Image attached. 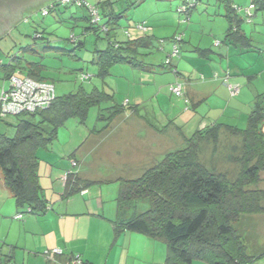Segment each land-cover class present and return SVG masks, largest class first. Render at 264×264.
<instances>
[{
    "label": "rangeland",
    "instance_id": "1",
    "mask_svg": "<svg viewBox=\"0 0 264 264\" xmlns=\"http://www.w3.org/2000/svg\"><path fill=\"white\" fill-rule=\"evenodd\" d=\"M50 1L0 0V61L7 63L11 55H16L20 57L22 65L26 62H39L42 64L40 75L53 84L55 94L58 96L75 91L79 86L87 90L96 86L112 94L113 100L91 107L83 124L71 118L57 128L52 143L47 148L37 150L38 174L42 175L41 178L44 177L46 168L61 159L58 157L59 151L73 150L76 152L75 148L83 141L84 144L75 155L76 165L73 166L71 161L69 164V168L75 173L89 175L92 179L135 178L140 175L141 169L144 170L158 162L168 151L185 146V142L181 143V138L191 137L192 133L198 130L196 121L200 119L219 117V122L228 124L235 122L238 123L236 124L239 125L238 127L245 126L243 120L242 122H239V119L231 120L232 115L238 118L243 114V110L241 111L240 108V111L226 109L229 101L238 94L230 96L227 92L228 95L224 94L221 97L222 104L211 101L213 97L207 101L202 100L195 103V98L191 96L197 87L200 88V84L208 80H218L219 84H223L220 78H213V75L217 73L224 76L228 72L224 71L226 68L221 69L225 67V64L219 67L218 61H226L225 46H229L223 43L228 22L223 16L225 9L221 0H186L185 9L195 5L188 13L185 9L178 11V8L183 6L184 0H141L134 7L126 9L124 16L118 20V27L112 32L114 36L110 39H125L127 38L125 32L134 37L139 34L134 27L136 23L145 22L149 27L147 35L151 36L152 41L148 48L140 50L142 55L138 56V59L145 62V65L143 63L139 65L124 62L113 63L102 78L97 76V66L91 61L94 47L99 49L105 47L107 40L97 38L92 32L82 34L85 27L89 25L88 21L82 19L87 14L83 7L57 5L48 15L41 17L40 7ZM85 1L93 4L98 0ZM235 3L240 5L237 14L244 19L242 28L246 35L254 41L260 38L264 40V11L252 9V14H250L252 16L248 19L244 8L249 6L250 0L244 2L235 0ZM37 32L42 35V38L33 37ZM214 39L221 41V45L216 46ZM80 41L82 45L78 44ZM174 43L179 49L178 55H171ZM195 45H199L200 48H210L209 58L198 57L196 55L198 51H192ZM250 48L255 51L252 54H263L261 56H264L263 50L261 53L257 51L262 48L258 43L253 42ZM250 52L242 55L248 56ZM237 56L240 58V55ZM178 58L183 60L180 66L176 64ZM166 59H169L171 66L163 65ZM211 59L215 60L212 62ZM195 60H200V62L202 60L206 66L217 68L219 73L211 69H208L210 74L198 70L202 66L198 67ZM255 63L259 64L260 61ZM1 72L2 70H0V89L3 85L7 86V82L1 78ZM81 73L87 74L90 78L80 81ZM25 74L24 70V73L19 75L24 76ZM258 83L264 86V76L258 78ZM177 84L182 86L184 94L185 88H188L190 100L186 96L185 98L176 96L171 92L170 87ZM112 104L122 105L123 112L115 116L112 123L110 122L107 126L111 128L103 132L107 128H105L107 120L104 117L108 115L107 108ZM131 112L135 113V116L132 115V118L127 119ZM189 114L192 116L186 119L185 116ZM37 119H39L38 116L35 117V120ZM16 121L15 116L6 117L0 121V131L12 136L14 134L13 125ZM149 121L163 130L169 127L166 130L167 133H162V136L156 132L148 134L145 124ZM127 128L134 130H130L129 135H125L129 137L124 140L122 136L128 132ZM129 139L132 143L145 145L144 148L150 147L152 150L151 157L143 160L145 162L143 167L133 166L134 164L123 165L114 157L109 159L107 151L109 146L106 143L109 141V144L115 143L124 148ZM136 139L139 140L138 143ZM235 144H239L238 138L220 132L217 142L209 139L200 143V158L209 168L224 172L229 179H233L239 171V166L229 161L228 158L230 155H239V149H231V146ZM85 148L91 149V155H84L88 159L83 161L81 150ZM98 152L100 155L106 154L109 160H102V157L96 158ZM126 155L124 159L128 158L127 153ZM0 179H2L1 173ZM44 179L43 182L49 180V178ZM64 179L66 180V177ZM116 181L101 185L105 196H108L107 202L117 195L118 183ZM113 186H115L113 196L109 197ZM257 186L264 189V172H260ZM90 189L93 193H97L98 184L92 183ZM7 190L9 191L8 188ZM42 192L45 194L47 190L42 189ZM9 199L10 202L14 200L12 196ZM14 206L15 209L16 205ZM146 208H148L147 201L139 203V210ZM19 211L21 210L18 209ZM52 212L54 214L55 210L50 213ZM43 213H23L22 218H17L16 213L13 212L6 219L0 217V264H63L59 263L57 258L52 260L45 258L44 246L39 245L40 236L35 235V217ZM247 216L257 218L255 221L258 223L245 224L244 218ZM262 218H264L263 214L242 215L241 219L234 224L247 244L248 253L256 256L264 251V221ZM43 225L44 223L40 225L36 223L37 228H43ZM17 242L18 244L15 245ZM252 264H264V258H258Z\"/></svg>",
    "mask_w": 264,
    "mask_h": 264
},
{
    "label": "trees",
    "instance_id": "2",
    "mask_svg": "<svg viewBox=\"0 0 264 264\" xmlns=\"http://www.w3.org/2000/svg\"><path fill=\"white\" fill-rule=\"evenodd\" d=\"M140 1L98 0L89 4L82 0L77 4L51 0L40 7L39 13L45 17L57 5L86 9L87 14L82 19L88 21L89 25L82 34L92 32L97 38L107 40L105 47H94L91 61L97 66V76L102 78L113 63H145L138 59L142 55L140 50L152 43L145 22L136 23L134 27L139 34L134 37L125 32V39H110L126 9ZM221 1L225 9L223 16L228 22L223 43L244 49L252 47V39L242 28L244 19L237 14L240 5L233 0ZM185 3L186 0L183 6ZM88 6L96 9L97 21H93ZM193 6L186 7L185 11L188 13ZM43 8L48 10L46 15L41 14ZM252 9L264 11V0H250V6L244 8L248 19L252 16ZM33 37L42 38V35L37 32ZM220 42L218 40L216 46ZM78 44L82 45V42ZM194 48L205 56L211 51L210 48ZM166 60L163 65L171 66L169 59ZM41 68L39 62L22 65L20 57L16 55H11L7 63L0 61L1 78L7 82V86L12 75L20 76L24 70L26 74L20 77L46 81L40 75ZM7 86L3 85L1 89ZM182 96L185 98L184 93ZM112 100L113 95L101 88L94 86L87 90L79 86L64 95L55 94L51 104L43 110L0 117V121L8 116L17 117L12 136L0 131V173L16 207L21 210L18 213H43L48 209L39 183L37 150L47 148L55 138L57 128L68 119L74 118L83 124L91 107ZM107 109L108 115L102 116L107 120L105 128L123 112V106L112 104ZM36 116L39 119L35 120ZM263 123L264 102L257 99L247 114L244 127L221 122L206 125L187 137L185 146L168 151L138 177L118 178L113 235L128 230L163 240L167 249L165 260L173 264H192L195 260L209 264H252L254 260L264 258V251L257 256L248 253L247 244L234 225L242 215L264 214V189L257 186L260 172H264ZM221 131L239 141L238 145L231 146L232 150L239 149V155L228 158L239 166L233 179H229L224 172L209 168L200 158V143L209 139L217 142ZM67 172L64 196L80 190L77 172ZM92 183L87 182L86 185ZM142 201L148 202V208L141 211L138 207Z\"/></svg>",
    "mask_w": 264,
    "mask_h": 264
},
{
    "label": "crops",
    "instance_id": "3",
    "mask_svg": "<svg viewBox=\"0 0 264 264\" xmlns=\"http://www.w3.org/2000/svg\"><path fill=\"white\" fill-rule=\"evenodd\" d=\"M233 1L235 2V0ZM244 1L245 0H242V2ZM213 41L215 45L218 43L217 39H214ZM253 42L258 43L259 46H262V48L264 47V40L262 38L255 39V41L252 39V44ZM195 46L199 47V45ZM195 46H193L192 49L194 52L196 50L194 48ZM262 48L261 50L258 48L256 49H258L257 51H260L261 53L262 50L264 51ZM250 51L253 50L251 48L244 49L233 45L225 46L226 61L223 62V60H218L219 67L224 66L225 64V67L221 69L226 68L224 71H228L226 72L229 74L228 82L237 84L240 87L238 96L233 97L229 101L226 109L230 108L237 111H240V109L241 111L243 110V114L238 118H236L237 116L235 115L231 116V120L234 121L239 119V122H242L243 120V124L246 123L247 114L253 106L254 101L261 99L262 102H264V86L258 83V78L264 76V56H261L263 54L254 55L252 53H255V51ZM248 52H250L252 55L250 53L248 56L242 55ZM196 55H198V57L209 58L208 55L205 56L197 52ZM237 55H240V58H238ZM178 59L179 60L176 62V64L180 66L183 60L181 58ZM213 60L215 59H211L212 62ZM195 61H197L196 65L198 67L202 66L201 69L198 68L200 71L209 73L208 69H211L213 72H218L217 68L213 66H206L204 63H202V60L201 62L200 60ZM256 61H260V63L257 64L255 63ZM183 72L186 73L187 71ZM222 77L223 76H220L217 73H214L213 75V78L221 79ZM252 80H254V82ZM217 81L218 80H208L207 82L200 84V88L197 87L191 95L193 98H195V103H199L202 100L207 101L209 98L213 97L211 101L222 104L221 97L224 96V94H227L228 89L224 83L219 84ZM185 96L190 100L188 88H185ZM132 115L135 116V113L131 112L127 119L132 118ZM191 116L192 114H189L185 116V118L189 119ZM140 120L142 119L140 118ZM219 120V117H212L207 120L200 119L198 122L196 121V129H201L206 125L219 122ZM236 124L238 123L232 122L228 125L239 126ZM145 125L147 126L148 134H151V132H156L162 136V133L166 134V130L169 129V127H167L166 130L160 129L158 128L159 126L157 127V125H152L150 121L146 122ZM110 128L111 126L107 127L105 130H103V132ZM126 130L128 132L122 136V139L124 140L129 137L125 135H129V131L134 129L129 130L127 128ZM178 134H180V132H178ZM155 139L159 140L158 138ZM138 141L139 140L136 139L137 143ZM181 141V143H183L185 142V139L182 137ZM127 142V145L123 148L116 145L115 143L109 144L108 141L106 144L109 146V149H107L109 159L111 160V158L114 157L119 160V162H122L121 164L123 165L134 164L133 166L141 165L143 167V164H145L143 160H147L151 157L150 153L152 150L150 147L144 148L145 145L132 143L131 139L127 140ZM83 144L84 141L77 145L75 151H79V148ZM76 152H73V150L59 151L60 154L58 157L61 159L56 160V162L50 165L49 168H46L43 178H41L42 175L39 174V183L43 190H47V192L45 194L43 193V195H45L44 197L47 199L49 204L48 209L42 215L35 217V235L40 236L39 245L44 246V250L60 248L63 253L60 256H56L55 259L57 258L59 263L63 264H71V262L77 257L84 264H173L168 263L165 260L167 249L163 240L154 239L140 232L128 230L122 231L116 236L113 235L112 220L116 215L115 197L113 199L114 201L111 198L108 200L109 202H107L106 198H108V196H105L106 194H104L102 191L101 185L111 181H116L117 178L113 180L104 178L92 179L89 175L79 174V172H77L80 190L71 195L64 196L65 179L63 176L65 172L71 170L69 168L70 161L72 159L77 160L75 157ZM126 153L128 154V158L124 159ZM81 154L84 158L83 161H86L88 158H85V156H88L89 154L91 155V149L85 148L81 150ZM97 154L96 158L102 157V160H109L106 158V154L100 155V152ZM147 154L149 155L146 156ZM65 159L68 160V162H64L66 161ZM141 170L142 171H140V174L144 171L143 169ZM44 178H49L48 182H43ZM87 182L98 184L99 191L97 193H93L90 189L92 184L87 186ZM114 187L115 186H113L111 193H109L111 195L109 197L113 196ZM11 196L12 194L7 190V187L3 183V179H0V217L2 219L8 218V216L13 212L16 213V215L18 214V208L16 207V210L14 209V200H11L10 202L9 198ZM52 210H55L54 214L53 212L50 213ZM262 219L264 221V218ZM255 220H257V218L247 216L244 218V223L257 224L258 222ZM36 223L38 225L44 223L43 228H37ZM17 244L18 242L15 243V245ZM12 246L11 248H13ZM192 264L209 263L201 260H195L192 262Z\"/></svg>",
    "mask_w": 264,
    "mask_h": 264
},
{
    "label": "built area",
    "instance_id": "4",
    "mask_svg": "<svg viewBox=\"0 0 264 264\" xmlns=\"http://www.w3.org/2000/svg\"><path fill=\"white\" fill-rule=\"evenodd\" d=\"M63 3H82V0H61ZM185 6V5H184ZM184 6L178 8V11L185 9ZM89 12L93 17V21L98 20L97 11L93 6H88ZM47 9L43 8L41 10L42 15L47 14ZM178 41V39H176ZM178 53V47L176 43L173 44L171 55H176ZM168 60H166V63ZM88 75L81 73L80 79H87ZM229 74L226 73L221 79L222 82L227 86L230 96H235L239 94L240 87L237 84H232L228 82ZM172 93L176 96H182V86L173 85L170 87ZM55 98L54 86L50 82L37 81L29 77H20L17 75H12L9 78L8 86L2 88L0 91V117H5L7 115H16L20 113H35L37 111L47 108L53 99ZM186 100V99H184ZM72 165L75 166V160L71 161ZM68 172L64 174L66 177ZM23 214L18 213L17 218H22ZM62 250L60 248H51L43 251V255L47 260L55 259L56 256L62 255ZM71 264H83L81 260L77 257Z\"/></svg>",
    "mask_w": 264,
    "mask_h": 264
}]
</instances>
